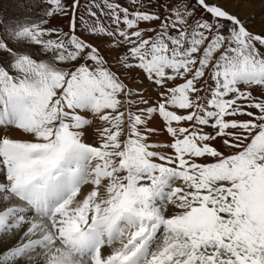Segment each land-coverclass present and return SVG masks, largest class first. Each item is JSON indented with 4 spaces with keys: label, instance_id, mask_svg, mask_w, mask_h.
<instances>
[{
    "label": "snow or ice",
    "instance_id": "obj_1",
    "mask_svg": "<svg viewBox=\"0 0 264 264\" xmlns=\"http://www.w3.org/2000/svg\"><path fill=\"white\" fill-rule=\"evenodd\" d=\"M0 264H264V0H0Z\"/></svg>",
    "mask_w": 264,
    "mask_h": 264
},
{
    "label": "rangeland",
    "instance_id": "obj_2",
    "mask_svg": "<svg viewBox=\"0 0 264 264\" xmlns=\"http://www.w3.org/2000/svg\"><path fill=\"white\" fill-rule=\"evenodd\" d=\"M257 2H258V0H257Z\"/></svg>",
    "mask_w": 264,
    "mask_h": 264
}]
</instances>
